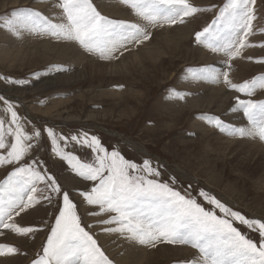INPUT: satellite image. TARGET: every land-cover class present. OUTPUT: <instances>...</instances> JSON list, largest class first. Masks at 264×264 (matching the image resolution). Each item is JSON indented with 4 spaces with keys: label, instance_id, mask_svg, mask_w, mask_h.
Instances as JSON below:
<instances>
[{
    "label": "rangeland",
    "instance_id": "obj_1",
    "mask_svg": "<svg viewBox=\"0 0 264 264\" xmlns=\"http://www.w3.org/2000/svg\"><path fill=\"white\" fill-rule=\"evenodd\" d=\"M2 1L0 0V25L3 24L5 16L10 17L11 13L18 8L40 11L55 22L62 19V9L58 7L59 0H29L16 5H12L10 0H4L7 3L6 8H2ZM100 1L93 0V3L103 15L111 19L142 23L132 9L121 3V0H112L118 6L120 5L123 12L113 15L100 7ZM192 2L201 8H210L213 5L215 7L210 11H201L186 18L184 25L177 23L173 26L149 29L152 32L149 41L140 46L129 45V51H125L123 55L117 53L118 58L111 60L101 59L98 55L87 52L75 41L57 40L50 36L29 33L17 37L0 27V50L5 49L6 45L15 49L24 47L30 50L19 57L17 56L12 64L7 61L0 62V95L15 103L17 112L26 121V131L29 133L33 129L41 131L40 147L34 149L30 157H25V162L30 163L33 158L41 161L40 167L46 168L49 174L56 177L62 189L69 191L70 198L77 204L82 225L86 230L92 232L105 254L114 261V264H123L118 259L121 249L118 254H115L113 251L118 245L113 243L116 246L111 247V242L118 241L121 237L119 234H106L101 231V227L115 225L101 226L97 224L98 220L107 219L111 214L89 215L90 212L98 211L99 208L87 205L80 195L81 191L90 190L96 182L87 181L77 176L71 171L65 160L52 153L51 141L46 133L48 128H52L58 135L66 137L73 135L80 137L83 133H87L89 136L95 135L109 151L113 148L118 149L128 160L137 164H142L144 160L151 161L152 166L158 167L160 171V176L157 179L161 182L171 183L169 178L175 177L176 184L174 186L182 193L189 192L207 209H211L213 206L199 196L200 190L214 195L229 207L242 212L249 218L264 219V179L260 176L262 171L258 169L257 164L260 162V155L257 153L255 157H251L249 156L251 154L245 152L249 142L256 141L263 148L264 142L259 139L249 140V138L227 135L204 118L205 116H219L226 123L244 126L247 124V119L242 110L235 113L230 111L235 105V97L264 100V89L257 88L254 95L248 97L244 93L231 89L222 79L217 83L192 82L184 79L185 70L188 67H203L205 65H212L217 70L228 71L229 78L234 83L250 81L264 74V47L261 46L264 45V0H257L256 3L257 20L254 22V33L248 38L252 46L245 48L241 57L231 61L230 69L224 63L228 58L223 53H213L202 45L198 46L195 42V33L215 19L219 9L227 0H192ZM39 3L52 5L56 7L57 12L51 15L46 7ZM180 32L183 34L187 32L184 41L186 45H183V52L176 58L166 56L163 63L150 66L145 74L140 71H132V73H129L128 70L125 71L124 61L128 63L127 67L130 66V69H133L130 61L133 56L129 58L130 54H136L141 59L144 58L147 46L154 49H166L163 39H161L162 36L166 34L175 38L180 35ZM43 43H49V47L54 50L58 49L57 46L71 45L89 61L109 65H125V68L119 74L107 75H99L95 72L96 70L88 69L85 70L86 75L74 82L69 84L63 83V81L58 82L61 76L83 71L85 62L83 60L78 64L76 61L64 60L55 54L54 50L46 52L41 47ZM202 53L210 58L204 59ZM5 77L12 81L26 82L9 83ZM45 81L58 83L43 87V84H46ZM215 87H223L224 91L232 95L224 103L225 106L220 109L215 106L211 109L202 107L192 111L186 110L187 104L192 99L201 97L203 92L206 93L205 90ZM8 88L16 91L15 95L10 94L7 91ZM173 90L187 92L189 95L182 100L170 99ZM60 100L61 103L55 104ZM168 104L171 105L168 106ZM166 107H170V109L176 107L177 111H183L185 108V113L176 117ZM2 108L3 104L0 103V115L3 114ZM47 108L52 110L51 115L39 110ZM103 111L106 115L101 113ZM56 114H62L64 118H59L55 116ZM67 116L69 119H66ZM210 133L211 135H209ZM215 136L232 141L234 145L225 152L213 150L208 147L206 140L213 139ZM245 140L248 143H244ZM8 142H11V138ZM61 145L64 146L63 141H61ZM213 145L215 146V144ZM64 150L79 157L82 162L90 163L94 159L91 149L70 139ZM14 167V165L0 166V181H3L14 170ZM39 187L44 188V184L41 183ZM60 207H62V198L53 195L51 203L42 201L19 216H14L13 220L17 224L33 226L40 230L29 236L19 235L9 229L0 230L3 232V235H0V244H11L20 250L16 254L0 256V264H31L33 259L42 255V247L46 244V238L55 225V217L58 215ZM217 214H220L219 211ZM235 226L239 227L242 232L248 231L238 222ZM248 235L259 242L257 233L249 232ZM108 236L109 240L106 241ZM143 247L149 252L157 251L160 248L183 250L181 254L174 255L173 252L166 249V252L155 256L148 264H186L187 261L199 255L198 251L189 245L160 243L155 248ZM165 253L169 257L164 255Z\"/></svg>",
    "mask_w": 264,
    "mask_h": 264
},
{
    "label": "snow or ice",
    "instance_id": "obj_2",
    "mask_svg": "<svg viewBox=\"0 0 264 264\" xmlns=\"http://www.w3.org/2000/svg\"><path fill=\"white\" fill-rule=\"evenodd\" d=\"M142 21L132 22L111 19L103 15L93 0H59L62 19L55 22L40 11L30 8L15 9L5 16L3 27L11 34L21 37L25 33L50 36L57 40L75 41L87 52L101 59L111 60L129 51V45L140 46L152 37L149 29L185 23L186 18L210 8H201L192 0H121ZM257 0H227L210 24L195 33V42L213 53H223L225 65L241 57L250 47L249 36L254 33L257 20ZM264 47V45H261ZM58 67V66H54ZM185 80L192 82H220L231 89L252 97L257 88L264 89V74L250 81L234 83L228 71L217 70L212 65L188 67ZM9 83H25L12 81ZM187 92L173 90L170 99H184ZM3 104L0 115V166L14 165V170L0 181V230L9 229L19 235H34L40 229L21 226L14 220L42 201L52 202L53 195L62 198L55 225L51 228L42 255L31 264H114L105 254L91 231L81 223L77 204L70 193L63 190L55 176L42 169L41 161L31 159L34 149L40 147L41 131L25 130V119L16 110L12 100L0 95ZM242 110L247 124L236 126L221 120L219 116H205L208 123L230 136L259 139L264 142V100L235 97L230 109ZM51 141L52 153L65 160L71 171L87 181L96 182L88 191H81L84 202L98 206L89 215L109 213L107 219L98 220L106 234H119L121 238L142 246L155 248L157 244L189 245L199 255L186 264H264V219L249 218L234 210L214 195L204 190L199 196L211 209L205 208L189 192L182 193L171 183L161 182L158 167L144 160L137 164L126 159L118 149L109 151L99 137L83 133L80 137L58 135L52 128L46 129ZM11 138V142L9 141ZM87 146L94 153L92 162H82L79 157L64 149L68 140ZM64 142V146L61 145ZM6 152V154H3ZM43 183L44 188L39 185ZM219 211V215L217 214ZM248 231L242 232L236 223ZM258 234L259 242L249 237ZM0 235L3 232L0 231ZM20 250L11 244H0V256L16 254Z\"/></svg>",
    "mask_w": 264,
    "mask_h": 264
},
{
    "label": "bare ground",
    "instance_id": "obj_3",
    "mask_svg": "<svg viewBox=\"0 0 264 264\" xmlns=\"http://www.w3.org/2000/svg\"><path fill=\"white\" fill-rule=\"evenodd\" d=\"M29 0H10L9 2L12 5H16L22 2H27ZM41 2V1H40ZM3 5L2 8H6V2H4V0L2 1ZM40 4V3H39ZM42 4V3H41ZM40 4V5H41ZM11 5V6H12ZM55 5V4H54ZM10 6V5H9ZM41 6H45L46 10L52 15L54 13L57 12L56 7L49 5V4H43ZM40 7V6H39ZM43 7V8H45ZM100 7L105 10V12H108L109 14H115V13H123L121 10L120 5L118 6L115 2H113L112 0H101L100 1ZM41 8V7H40ZM102 11V10H101ZM206 14V13H203ZM202 14V15H203ZM199 19V18H198ZM196 24V22H195ZM184 25V24H183ZM179 26V25H178ZM187 27V26H186ZM194 28V26H192ZM191 27V28H192ZM182 28V27H181ZM184 28V27H183ZM182 28V29H183ZM175 30V29H174ZM185 31H187L184 28ZM194 30V29H192ZM181 31V30H180ZM175 33L177 31H174ZM173 32V34H174ZM179 32V31H178ZM187 32L183 33H179L180 35L178 37L172 38L168 35H164L162 36L161 39H163L164 45L166 49H162V48H151L147 46V50L145 51L144 54V58H139L136 54L135 55H131L129 56V58L132 57L131 61V66L133 69H130L131 67H127L128 63L127 62H123V64L126 65V70L129 71V73H132V71H140L143 74L147 73L148 68L150 66H155L157 65V63H163L164 58L166 56H171L173 58H176L177 55H180L183 52V45L184 41L186 40L187 37ZM26 34V33H25ZM24 35V34H23ZM178 35V34H176ZM6 36V34H5ZM3 37V36H2ZM10 38V37H9ZM30 38V37H29ZM3 39V38H2ZM5 39V38H4ZM31 39V38H30ZM6 40V39H5ZM13 40V39H10ZM53 41V40H52ZM160 41V40H159ZM35 42V41H34ZM48 42V41H47ZM162 42V40H161ZM23 43V42H22ZM36 43V42H35ZM42 43V42H41ZM5 44V43H4ZM33 44V43H32ZM38 44V43H37ZM22 45V44H21ZM30 46V45H29ZM51 46V45H50ZM57 46V45H56ZM199 46V45H198ZM42 49L45 50L46 52H51L54 49L52 47H49V43H43L42 44ZM58 49L56 48L54 50L55 54H57L60 58L62 59H66V60H71V61H76L78 64H80L83 60L85 62L84 67H83V71H78L74 74H70V75H64L61 76L58 82L63 81V83L69 84L71 82H74L75 80H78V78L83 77L85 74V70L90 69L92 70H96L95 72L99 75H107V74H119V72L122 70H124L123 68H125L124 66H121L119 64H115V65H109V64H105L102 62H95V61H89V59L85 58L82 54H80L78 52L77 49H75V47H72L71 45H62V46H57ZM2 48V47H1ZM5 49L0 50V62L1 61H7L9 63H14L13 60L18 56L25 54L28 51H30L29 49H25L24 47H18L17 49L10 47L8 45L4 46ZM140 48H144V47H140ZM195 49V48H194ZM34 52V51H33ZM45 52V53H46ZM140 52V51H139ZM192 52V51H191ZM205 53V52H203ZM202 53V55L204 56V59H209L210 57L205 56ZM52 54V53H50ZM133 54V53H132ZM200 55V54H199ZM51 56V55H50ZM179 58V57H178ZM127 60V59H126ZM176 60V59H175ZM60 61V60H59ZM121 63V61H120ZM183 66V65H182ZM121 71V72H122ZM55 78V77H54ZM59 78V77H58ZM169 79V78H168ZM57 82V83H58ZM165 82V81H164ZM182 82V81H181ZM46 84H43L44 86H49V85H53L56 82H52V81H48L46 82ZM56 83V84H57ZM42 84V83H41ZM196 85V84H195ZM56 86V85H55ZM200 86V85H198ZM38 87V85H37ZM36 87V88H37ZM194 88V87H193ZM40 89V88H39ZM15 90V89H14ZM18 90V88H17ZM22 90V89H21ZM33 90V89H32ZM7 91L10 94L15 95L16 91H12L10 88L7 89ZM61 91V90H60ZM206 93L203 92V94L201 95V97H198L197 99H192L188 105V108H186V110H194L197 108H206V109H211L213 107H217L218 109H220L221 107L225 106L224 103L227 102L230 98H231V94L227 93L226 91L223 90V87H215V88H210L205 90ZM20 94V92H19ZM23 94V93H22ZM112 94V93H111ZM116 94V93H115ZM56 101V100H55ZM54 101V102H55ZM30 102V101H29ZM61 103V100L58 101L55 104H59ZM174 103V102H173ZM32 104V103H31ZM30 104V105H31ZM167 104V103H166ZM165 104V105H166ZM172 104V103H171ZM171 104H168V106H170ZM54 105V104H53ZM173 105V104H172ZM40 106V105H39ZM61 106V105H60ZM185 106V105H184ZM183 106V107H184ZM174 107V106H173ZM52 108V107H51ZM167 108V107H166ZM169 108V109H168ZM168 110H171V113L173 115H175L176 117H178V115L183 114V112L185 113V108L183 111H177V108L175 107V109H170V107H168ZM54 109V108H53ZM182 109V108H181ZM40 111L45 112L46 114L51 115L50 112H52L51 109L48 110V108L45 109H39ZM167 111V110H166ZM221 111V110H220ZM103 115H106L105 111L101 112ZM87 115V114H86ZM55 116H58L59 118H64L62 117V114H56ZM91 116V115H90ZM174 116V117H175ZM92 117V116H91ZM175 117V118H176ZM69 119V117L67 116L66 119ZM95 118V117H94ZM174 118V119H175ZM181 118V117H180ZM178 119V118H177ZM197 124V123H196ZM197 128V127H196ZM198 129V128H197ZM207 130V129H205ZM204 131V130H203ZM211 135V133L209 134ZM210 137V136H208ZM213 138V137H212ZM206 139V138H205ZM250 140V139H249ZM247 140L244 141V143H248L246 142ZM207 145L209 148L213 149V150H222V152L228 151L231 149V147L234 145V142L229 141V140H225L222 139L218 136H215L213 139L209 138L206 140ZM215 144V146L213 144ZM250 144H247V148L245 149V152L248 154H251L249 156L251 157H255V154H259L260 155V162H258V169H261L262 174L260 175L261 177H263L264 179V148L260 145L257 144L256 141L254 142H249ZM235 144H237L235 142ZM239 144V143H238ZM241 145V144H239ZM233 149V148H232ZM234 151V150H233ZM237 151V150H236ZM221 152V151H220ZM244 152V151H243ZM250 159V158H249ZM250 161V160H249ZM67 172V171H66ZM68 177V176H67ZM85 207V206H84ZM19 221V220H18ZM112 237V236H111ZM109 240V236L106 238V241ZM113 243H116L118 246L116 249H114L115 251H113V253L118 254L119 249H121V252L119 254V261H121L123 264H148L150 262H152V260L154 259L155 256H158L160 253L166 252V249L164 248H160L157 251H148L147 249H145L143 246L141 245H136L134 244L132 241H128V240H124V239H118V241L115 242H111V247H115L116 245H114ZM147 247V246H146ZM123 250V251H122ZM170 250L171 252L174 253V255H178L181 254L183 252V250L180 249H167ZM164 255H166L167 257H169V255L167 253H165Z\"/></svg>",
    "mask_w": 264,
    "mask_h": 264
}]
</instances>
